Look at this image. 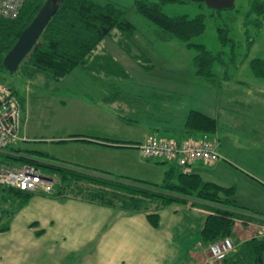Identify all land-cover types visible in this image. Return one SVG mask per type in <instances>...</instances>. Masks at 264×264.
<instances>
[{
  "label": "rangeland",
  "instance_id": "rangeland-1",
  "mask_svg": "<svg viewBox=\"0 0 264 264\" xmlns=\"http://www.w3.org/2000/svg\"><path fill=\"white\" fill-rule=\"evenodd\" d=\"M103 1L113 2L121 8H125L128 12V19L136 27V34L127 44L132 46L130 53H125L118 45L117 31H114V35L105 38L98 48V54L110 53L123 66L127 76L122 77L121 81L117 80L121 77V74H116L120 65L112 61L108 64L109 73L102 69L99 70L97 76V74H91L88 69L78 68L60 80L49 82L39 79L32 81L21 75L20 71L16 73L0 72L2 81L11 86L24 101L23 120H26V128L32 133L38 131L36 135L29 136L32 139L21 142L19 147L23 150L36 149L39 150H35L36 152L47 155L44 157L42 154V159L38 162L45 161L47 164L74 170L81 169L96 175L97 173L89 167L81 166V164L84 165V161L88 164L90 162L87 152L83 151L81 147H73L80 145H75L74 141L58 143L53 139H46L42 135L55 139L66 133L69 134L73 131L72 129H80L70 125L78 127L82 125L89 131H101V134L95 132H90V134L123 137L129 142L130 139L137 141L144 137L148 130L147 127L134 124L145 123L161 128L157 134L160 138L174 136L173 133L164 132L162 129L169 127L170 121L176 123L179 120L183 121V117L179 120L178 117H166L158 120L152 119L150 115H147V112H150L152 104L159 103L163 111L165 108L166 114H171V112H177L178 115L183 114L180 113L184 111L182 107L185 106L183 90L186 91L190 81L201 77L195 63V58L202 51L200 46L199 49L197 48L198 45L204 46L216 57L212 68L214 80L223 79L221 86L219 83L216 86L209 85L216 90L206 92L207 94L203 97L204 109L214 112L216 111L214 108L217 109L219 106V111L224 112L225 120L227 115L236 114L237 119L229 125V131L248 135L255 130L258 134L257 137L263 139L264 76L257 75L252 67L254 60L264 61V17L253 11V3L256 0H236L233 8L225 10H213L205 3L193 1L145 0L160 5L161 11L171 18L186 16L189 19H194L199 15L204 16L205 30L190 42L195 45L191 47L188 46V43L166 37L158 26L139 14L135 8L137 0ZM185 82L186 84H184ZM248 89H250L249 92L252 91L250 95L245 94ZM99 97L103 102L114 103L112 105L114 119H117L115 116L118 115L119 118L132 122L133 127L120 123L119 128V126H114L115 121L110 122L108 113L103 118L104 116L99 114V111H93L96 109H92L91 104H94L93 101ZM61 98L66 100V104H62ZM163 106L165 107L163 108ZM96 108L100 109L101 106L98 105ZM204 109L201 108V110ZM90 110L94 113H89ZM70 119H75L77 122L70 121ZM103 119H105L104 124ZM102 124L103 126H101ZM228 136L231 138V135ZM13 146L11 149L16 145ZM130 147L132 148L122 151L116 160L117 166L122 167L128 177L143 179L151 183H161L165 176L164 172L174 167L173 162L144 158L138 147ZM102 153H106V151L103 150ZM0 159H2L1 156ZM29 160L37 161L34 158ZM74 160L79 161L80 167L77 164L72 165ZM12 166L20 167L22 165L15 163ZM39 168L43 175L52 176L48 168L41 166ZM111 175L116 174L111 173ZM122 178H126V176ZM36 193L51 196L44 192ZM72 195L69 193L65 197H75ZM7 199L13 202L11 200L13 196L10 194L6 192L0 194V208L1 203L6 204ZM27 208L28 210L24 212ZM31 210H34V204L27 202L11 217L9 229L0 230V234L11 235L7 243L1 242L0 252L16 254L17 248L12 241L26 236L27 229L38 239V245L24 249V253L31 250L40 254L42 250L45 252L43 254L47 256L66 251H70L69 254H84L92 251L98 241L100 243L99 239L94 243L95 239L91 237L83 239L81 241L83 244L79 243V239H67L66 234L62 232L66 226L65 222L63 224L59 222L57 225L52 221L49 224L42 220L40 222L30 221ZM62 215H64L63 212ZM247 225L248 230L244 235L247 238L252 237L253 234L264 232V228L258 230ZM242 227H244L243 223L237 226L239 230ZM233 237L231 236V238ZM10 242L11 244H9ZM90 247L92 248L90 249ZM6 248H8L7 252Z\"/></svg>",
  "mask_w": 264,
  "mask_h": 264
},
{
  "label": "crops",
  "instance_id": "crops-1",
  "mask_svg": "<svg viewBox=\"0 0 264 264\" xmlns=\"http://www.w3.org/2000/svg\"><path fill=\"white\" fill-rule=\"evenodd\" d=\"M222 80H214V78L205 80L202 77H198V79L190 81L186 91L183 90L185 106L182 107L184 111L180 112L183 113L182 115H178L177 112L166 114L165 106H163V111L159 103L152 104L147 115H150L152 119L158 120L166 117H178L179 120L183 117V121L179 120L177 123L170 121L169 127L162 129L164 132L173 133L174 136H163L161 138H173L179 142L215 141L217 143V151L220 154V158L216 162L195 160L184 167L174 163L173 165L179 170L178 172L197 174L205 181L213 182L223 187H234V199L237 206L243 210L245 216L253 219L252 222H249V225L259 230L264 228V225H261L264 224V136L263 139H259L255 130L248 135H240L236 131H229V125L237 119L236 114L227 115L225 120L224 112L221 113L219 111V106L217 109L214 108L216 110L214 112L204 109L203 97L207 94L206 92L208 90L210 92L216 90L213 87H209V85L216 86L219 83L221 86ZM249 91L250 89L245 94L250 95L252 91ZM101 99L99 97L93 101L94 104H91L92 109H96L93 111H99V114L104 116L103 118L108 113L110 122L115 121L114 126H119L120 128V123H123L128 125V127H133L132 122L119 118L117 113L115 117L118 120L114 119L112 115V105L114 103L103 102ZM60 100L63 101L62 104H66L64 98ZM98 105L101 106L100 109L96 108ZM172 107L175 109L173 104ZM23 108L24 104L22 106V121L19 130L21 141L15 144V148L11 149L10 147L7 153L12 156L29 159L36 157L34 159L39 161L42 159L41 155L30 154L31 151L36 152L39 150H23L19 147V144L24 142V140L32 139L29 136L38 133V131L32 133L26 128V120H23ZM201 108L204 110H201ZM192 110L203 112L215 118L218 122V131L215 134L188 133L185 123L189 112ZM93 111L90 110L88 112L94 113ZM103 120L104 124L105 119ZM70 121L77 122L75 119H70ZM134 125L146 126L148 130H146L142 139L137 141L130 139L129 142L123 137L90 134V132L101 134V131H89L82 125L80 127L70 125L73 128L80 129H72L73 131L69 134L66 133L55 139L44 134L42 136L49 140L53 139L58 143L74 141L75 145L80 146L73 147H81L83 151L89 154L88 161L90 164L84 161V165L81 164V166L89 167L91 170L107 171L121 178L123 176L128 177L125 175L124 169L118 167L116 163L122 151L131 149V144L143 143L153 136L158 137L157 134L161 130V128L152 124L135 123ZM228 135H231V138ZM103 150L106 153H102ZM74 161L72 165H80L78 160ZM29 203L34 204V210L30 211V221L40 222L42 220L47 224L52 221L53 223L56 222L57 225H59V222L60 224L65 222L66 226L62 229V232L66 234L65 237L67 239H79V243L83 244L81 242L83 239L91 237L95 239L94 243L98 239L100 243L98 241L92 251L84 254H69L70 251H66L47 256L43 254L45 252L42 250L40 254L31 250L24 253V249H30L38 245V239L27 229L26 236L21 237L19 235L21 238L16 240L12 238V242L17 248L16 254L0 252V264H37L39 259L41 260L38 264H207L208 246H204L201 243L200 237L210 211L199 205H193L192 201L184 203L174 202L160 207V224L158 227L151 225L146 213H129L91 203L78 197L62 198L56 195L44 196L36 193L31 197ZM62 212L64 215L61 216ZM240 224V220H238L236 222V233L233 235L237 248L245 240L259 234H253L252 237L247 238L244 235L247 233L245 231L248 230V225L243 224L246 230H244V227L239 230L237 226ZM10 237L11 235L0 234V244L1 242L7 243ZM7 250L8 248H6V252Z\"/></svg>",
  "mask_w": 264,
  "mask_h": 264
},
{
  "label": "trees",
  "instance_id": "trees-1",
  "mask_svg": "<svg viewBox=\"0 0 264 264\" xmlns=\"http://www.w3.org/2000/svg\"><path fill=\"white\" fill-rule=\"evenodd\" d=\"M46 1L27 0L20 16L15 20L0 17L1 73L8 72L4 65L5 56ZM59 2V9L45 27L38 43L19 66L18 71L21 75L32 81L39 79L49 82L60 80L78 68L88 69L91 74L97 76L102 69L109 73V62L119 63L110 53L98 54V48L105 38L114 35V31L118 33V45L125 53H130L132 46L127 44L136 34V27L128 19L125 8L103 0H60ZM253 5V11L264 17V0H256ZM135 8L139 14L158 26L166 37L188 43L189 47L195 46L190 42L205 30L203 15L194 19L186 16L171 18L161 11L160 5L145 0H137ZM199 46L202 51L195 58L198 74L203 79L211 80L214 78L212 68L216 57L202 45H198V49ZM252 67L257 75L264 76V61L254 60ZM118 69L116 74H121V77L117 80L121 81L127 73L121 65ZM1 73L0 82L5 83L2 81ZM14 93L23 103L15 90ZM185 126L188 133L215 134L218 131V122L215 118L196 110L189 112ZM166 139L174 140L178 144L182 143L173 138L166 137ZM31 153L47 156L41 152L31 151ZM0 156L2 158L0 164L7 166L16 163L48 168L59 181L56 191L52 193L54 196L63 198L72 193V196L102 206L129 213L144 212L153 227L159 226L160 207L174 202L192 201L193 205H199L210 211L200 237L204 246L233 236L238 220L245 225L253 221L237 206L234 187H223L205 181L197 174L178 172L176 167L165 172L161 183H151L138 178H117L103 170L94 169L97 174H89L81 169L74 170L43 161H31L3 152H0ZM157 159L173 162L182 167L177 160ZM4 192L13 196L11 199L13 202L7 199L6 204L1 203V231L9 229L11 217L36 193L0 186V194ZM260 234L242 242L220 264H264V232Z\"/></svg>",
  "mask_w": 264,
  "mask_h": 264
},
{
  "label": "built area",
  "instance_id": "built-area-1",
  "mask_svg": "<svg viewBox=\"0 0 264 264\" xmlns=\"http://www.w3.org/2000/svg\"><path fill=\"white\" fill-rule=\"evenodd\" d=\"M27 0H0V17L17 19ZM22 105L13 89L0 82V152L7 153L8 149L21 140ZM145 158H166L177 160L184 167L192 161L201 159L207 162H216L220 158L215 141H184L178 144L174 140L149 138L145 143L138 145ZM0 186L11 187L25 192H39L52 194L54 181H48L41 171L32 165L20 167L0 164ZM234 250L231 238L227 237L209 245L208 261L222 262Z\"/></svg>",
  "mask_w": 264,
  "mask_h": 264
},
{
  "label": "water",
  "instance_id": "water-1",
  "mask_svg": "<svg viewBox=\"0 0 264 264\" xmlns=\"http://www.w3.org/2000/svg\"><path fill=\"white\" fill-rule=\"evenodd\" d=\"M60 0H47L34 17L29 26L21 33L14 47L4 58V65L8 72L16 73L24 58L38 43L45 27L52 16L60 7ZM205 3L213 10L231 9L235 6L236 0H179ZM51 180V178H49Z\"/></svg>",
  "mask_w": 264,
  "mask_h": 264
}]
</instances>
